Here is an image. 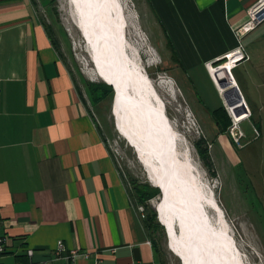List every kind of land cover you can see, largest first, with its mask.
<instances>
[{"label":"crops","instance_id":"0c3cea01","mask_svg":"<svg viewBox=\"0 0 264 264\" xmlns=\"http://www.w3.org/2000/svg\"><path fill=\"white\" fill-rule=\"evenodd\" d=\"M49 1L0 0V264H65L70 250L90 255L70 264H174L116 163L107 97L97 101L101 89L78 83L41 20ZM256 1L144 0L206 114L224 108L210 66L239 45L246 58L233 81L238 87L233 71L245 68L264 110V20L235 35Z\"/></svg>","mask_w":264,"mask_h":264},{"label":"rangeland","instance_id":"374dc122","mask_svg":"<svg viewBox=\"0 0 264 264\" xmlns=\"http://www.w3.org/2000/svg\"><path fill=\"white\" fill-rule=\"evenodd\" d=\"M118 1L126 18L125 33L131 47V57L134 54L140 69L150 79L157 95L164 102L166 117L174 127L178 154L189 160L203 190L208 192V189H212L222 209L226 233L245 264H264V110H259L257 106L256 89L250 84L245 68L233 71V75L236 77L238 91L246 102L247 116L234 123V117L223 101L230 123L223 133L218 134L211 116L198 105L180 70L173 63L171 54L165 49L156 22L144 0ZM38 11L42 22L52 28L59 38L58 45L64 61L74 76H77L78 83L82 81L93 84L107 97L106 104L113 131L112 152L116 163L134 198L135 187L148 193L157 190V194L144 203L136 200V207L138 210L140 207L147 209L155 218L174 264H182L170 250L165 229L158 221L155 203L160 191L150 184L133 149L114 128L111 114L113 90L111 87L107 88L95 75L81 36L71 19L67 0H50L45 6L39 7ZM241 54L243 59L246 58L243 52ZM226 56L212 66L218 68L227 61ZM237 77L240 79L237 80ZM222 94L220 92L223 98ZM197 144L207 149L211 168L200 158ZM213 214V211L208 210L212 219Z\"/></svg>","mask_w":264,"mask_h":264},{"label":"bare ground","instance_id":"6f19581e","mask_svg":"<svg viewBox=\"0 0 264 264\" xmlns=\"http://www.w3.org/2000/svg\"><path fill=\"white\" fill-rule=\"evenodd\" d=\"M67 4L95 75L113 90L111 114L116 132L133 149L150 184L161 190L155 210L170 250L182 264H245L226 233L212 189L203 190L189 160L178 154L164 102L134 54L131 57L119 1L67 0ZM239 56L230 54L218 68L210 66L221 93L225 85L230 86L231 68ZM228 109L234 123L248 113L246 105ZM208 210L214 212L213 219Z\"/></svg>","mask_w":264,"mask_h":264},{"label":"built area","instance_id":"2783aa9c","mask_svg":"<svg viewBox=\"0 0 264 264\" xmlns=\"http://www.w3.org/2000/svg\"><path fill=\"white\" fill-rule=\"evenodd\" d=\"M248 15H249V18H248L247 22H245L239 29H237L235 31V35L238 39H240L242 33L253 29L255 26H257L258 24H260L264 20V0H257L248 9ZM241 49H242L241 45H239L238 48L230 54L236 53V54L240 55L239 58L241 60V59H243V55L241 54L242 53ZM229 55H227L226 57H228ZM235 141L238 142V140L236 138H235ZM139 211H143V208L140 207ZM6 244H7L6 237L0 234V258L5 251ZM62 253H64V247H63L62 242L58 241L56 248L53 252V258L56 260L61 259ZM27 254L31 255L32 251L28 250ZM78 257H81V258L86 260V259L90 258V255L87 252L80 253L77 250H70L67 255L63 256V258L66 260L65 264H70V262L75 261ZM93 264H99L98 260L95 259L93 261Z\"/></svg>","mask_w":264,"mask_h":264},{"label":"trees","instance_id":"16d2710c","mask_svg":"<svg viewBox=\"0 0 264 264\" xmlns=\"http://www.w3.org/2000/svg\"><path fill=\"white\" fill-rule=\"evenodd\" d=\"M232 69V68H231ZM107 88L110 89V86L105 85ZM104 95H99L96 97V100L99 101L100 99L103 98ZM209 116L212 118V122L215 125V129L218 134H221L224 132L225 128L229 125L230 119L229 116L227 115L226 111L224 110L223 107L218 108L214 111L208 112ZM251 117V115H250ZM250 117L248 118L250 120ZM197 150L200 158L203 160L205 165L209 168H211V163L207 155V149L205 147H201L199 144H197ZM135 196L138 202L144 203L146 200H148L152 195L157 194V190H153V193H148L145 190L135 187ZM154 215V214H153ZM153 217V216H152Z\"/></svg>","mask_w":264,"mask_h":264},{"label":"water","instance_id":"95a60500","mask_svg":"<svg viewBox=\"0 0 264 264\" xmlns=\"http://www.w3.org/2000/svg\"><path fill=\"white\" fill-rule=\"evenodd\" d=\"M229 73V72H227ZM224 81L227 82V79L224 78ZM229 82V81H228ZM220 83L222 84V81H220ZM229 87H227L226 85L224 86V92L222 94L223 96V100L225 101V105L228 107V108H233V107H236V106H239L240 108L244 107L245 103L242 99V96L240 95L239 91H238V88L235 84H232V78L230 76V82H229ZM230 93L234 95L233 98L230 97ZM236 109V108H235ZM233 114L235 116H237L238 113H236V111H233ZM160 193H161V190H160Z\"/></svg>","mask_w":264,"mask_h":264}]
</instances>
